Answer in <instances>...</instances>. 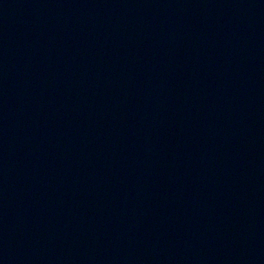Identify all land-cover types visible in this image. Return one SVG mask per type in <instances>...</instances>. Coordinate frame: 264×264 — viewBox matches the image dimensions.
I'll return each mask as SVG.
<instances>
[{
  "label": "water",
  "instance_id": "water-1",
  "mask_svg": "<svg viewBox=\"0 0 264 264\" xmlns=\"http://www.w3.org/2000/svg\"><path fill=\"white\" fill-rule=\"evenodd\" d=\"M0 264H264V0H0Z\"/></svg>",
  "mask_w": 264,
  "mask_h": 264
}]
</instances>
